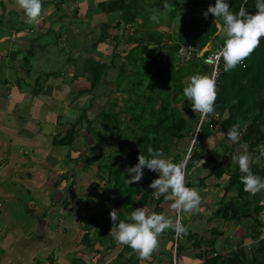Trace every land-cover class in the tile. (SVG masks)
I'll return each instance as SVG.
<instances>
[{
    "label": "trees",
    "instance_id": "1",
    "mask_svg": "<svg viewBox=\"0 0 264 264\" xmlns=\"http://www.w3.org/2000/svg\"><path fill=\"white\" fill-rule=\"evenodd\" d=\"M215 2L216 0L101 2V10L108 13L109 19L101 24L99 41L104 42L109 36L110 29L117 28L118 34L113 36L117 43L107 62L86 56L85 73L90 88L80 92L94 91L109 77V84L113 85L112 92L118 96L104 99L110 109L103 108L98 121L90 118L88 110L84 109L83 113L76 120L69 122L68 128L56 134L52 141L56 146L72 147L82 129L80 127L83 119L86 121L87 131L91 136L85 133V137L91 140L87 141L88 149L85 154L78 155L74 160L76 165L82 164L81 161L85 162L86 168L96 171L97 176L106 179L108 183L103 190L95 184V190L90 195L97 196L101 191L102 195L106 194L109 199L121 201L127 209L154 206L153 211L163 212V203L166 199L163 195L158 200L154 199L153 189L150 188L151 182L159 176V173L145 167L142 179L129 185L125 182L131 175L127 169L138 163L141 153L148 155V147L163 149L165 157H169L172 146L177 148L182 140L193 136L200 116L192 108L191 102L183 96V88L186 85L184 79L195 73L211 76V73L208 74L211 67L205 62V57L223 43L222 20H216L213 14L205 17L204 12ZM166 3L168 8L165 10ZM229 4L234 12H238L241 5L251 13L257 11L256 0H229ZM154 13L158 16L156 21L150 18ZM158 26H167L168 29L160 30ZM120 43L131 46L121 50ZM188 43L193 45L194 50L190 59L183 60L179 49ZM203 50V54L200 55ZM29 55L30 52L24 56L26 65L29 63ZM220 67L221 71L216 82L215 111L209 114L210 122L206 136L202 135L203 128L199 135L198 147L188 160L186 184L189 185L191 168L206 155L207 159L210 157L214 163L208 175L199 178V185L201 183L203 185L209 176L222 179L230 172L228 183L223 189L226 193L219 201L215 215L224 223L232 221L241 224L245 233L239 238L238 234L232 231L239 243L228 254L214 248L217 238L226 233L217 226L211 228L212 236L206 237L197 232H190L186 238L193 250L202 249L198 257L204 259V264H264V236H262L264 197L258 192L255 195L246 192L240 180L242 174L238 165L233 164L229 169V164L217 161L215 153H210L212 146L206 148L201 141L202 136L205 138L215 136L217 129H211V124L218 127L217 131L222 132H227L233 125H239L242 132L241 140L237 143L231 142L229 146L233 148L231 155L240 153L238 148L236 149V144L246 146L251 157L252 171L264 178V155H261L258 149L259 145L264 144V37L237 67L231 71H224L223 60ZM106 70L112 71L113 74L107 76ZM78 76L79 74L74 75L76 78ZM120 96L125 97L124 102H121ZM216 113L220 114L219 120L214 118ZM136 130H144L145 133L139 135ZM138 135L140 140L133 145L132 142ZM105 137L114 140L107 146L110 148L109 152L105 148L103 149L105 154L98 155L107 161L102 163L101 158L99 163L95 164L89 149L97 146L96 143L102 142ZM101 148L104 146L102 145ZM71 154L72 151L69 155L73 159ZM258 157L261 158L256 161ZM170 158L177 163L183 160L179 153L171 155ZM95 165L97 170L94 169ZM230 191H236V194L228 198L226 194ZM91 199L93 198H89V201ZM120 218L128 219L126 214H121ZM90 220L93 221V218ZM107 231L111 241L112 236L110 231ZM172 231L174 233V229ZM95 237L91 236L90 231L84 236L89 245L93 246L99 242L105 249L107 241L102 240L103 236L101 241L99 237ZM245 237L252 238L256 243L251 248L247 247L243 241ZM181 245L179 243L177 247V256Z\"/></svg>",
    "mask_w": 264,
    "mask_h": 264
},
{
    "label": "crops",
    "instance_id": "2",
    "mask_svg": "<svg viewBox=\"0 0 264 264\" xmlns=\"http://www.w3.org/2000/svg\"><path fill=\"white\" fill-rule=\"evenodd\" d=\"M103 1L105 0H42V8L45 6L47 9L42 22L50 26L47 31H43L38 28L39 24L37 26L25 22L24 12L19 8L17 0H0V264H109L108 261H112L111 264H173L176 257L177 264H204V259L198 257L202 249L195 251L191 248L186 238L188 233L197 232L209 237L213 232L211 228L219 227L226 233L217 238L214 248L224 254H228L239 243L232 231L234 230L239 238L245 233L241 224L232 221L224 223L215 215L219 201L226 193L223 189L228 183V174L231 173L228 172L222 179L209 176L203 185L201 182L199 185V178L207 176L214 163L210 157L207 159L206 155L191 168L189 174V180H194V185L191 186L189 183L188 186L200 192L202 201L199 211L192 219L183 213L184 224L188 231L183 235L182 240L178 241V245L184 244L183 248L187 251V256L182 262L181 256L185 251L181 255L178 253L177 256L174 243L173 248H171L172 244H165L166 241L169 242L168 238L173 229H166L160 234L159 244L161 245L158 244L157 249L148 258H141L129 246L117 244L113 237L106 243L105 249L99 242L93 246L87 245L84 236L90 228L84 221L85 215L81 216V214L88 207L94 210L90 225L94 227L93 222L97 221L99 222V224L95 223L97 229H106L110 232L114 226L110 216L113 208L118 211L119 216L126 214V217H129L133 211L127 209L121 201L112 199L111 203L102 205V192L97 196L90 195L96 187L97 181L94 177L96 171L89 169L85 177L80 178L78 175V180L75 179V169L79 165H76L74 159L80 154H85L88 149L87 141L91 140V138L86 139V132H81L85 131L84 128L80 130L79 136L69 151L61 152L58 150L61 147L52 143L55 135L64 132L70 125L69 122L76 120L84 109L94 114V110L99 107L98 103H101L98 102L99 99L94 98L93 91L80 92L84 88H90V82L85 73L86 67H81L77 59L81 57L86 59V56H90L107 62L111 58L112 51L111 54L102 58L100 56L103 53L99 51L101 46L108 48L110 43H114L113 36H108L104 42L99 41L101 24L109 19L108 13L101 10ZM55 24L59 25L57 30H53ZM79 24L83 26L82 31L80 34L73 33L70 26ZM77 28L80 27L77 26ZM112 30L118 34L117 28ZM82 33L86 37L95 34L93 42L82 44L80 39H76L82 36ZM51 35L53 40H48V36ZM75 42L78 44H74ZM54 43L57 46L62 44L63 47L71 48L66 53L68 56L66 59L64 55L56 57L48 54L56 47ZM79 47H83L81 51L83 54L77 53V56L76 49ZM28 52H30L29 66L32 65L31 59L39 60L40 65L51 64L48 69H45V73H42V80L38 74L33 75V73L27 74L21 79L22 82L19 79L20 75L25 74L24 69L28 66L24 61V56ZM52 60L55 62L49 63ZM61 63H67L66 67ZM75 74H79L77 79H74ZM59 101L64 103L61 104ZM94 101L95 104H93ZM42 123H49V128L44 129ZM48 130L51 131L48 132ZM223 133L221 138L207 137L214 142L210 153H215L217 161H220L218 158L220 152L230 154L233 149L229 147L231 142L227 138V132ZM49 143L52 146L48 145ZM184 145H186L185 142ZM220 146H224V149L221 150ZM17 149H22L23 154H19ZM236 149L239 152H247L244 145L236 144ZM71 151L73 159L69 155ZM31 152L34 155L30 156ZM225 158L229 159L222 157L220 162L229 164L230 169L234 163L231 158L225 162ZM63 164L74 169L71 176L68 172L70 169L63 174L60 172L64 177L63 181L69 182L68 188H71L69 190L67 188V195L63 200L64 202L71 199V205L68 208L62 207V201H54L50 194L51 191L55 192L52 188L57 189L56 187H60L59 190L63 192L62 182L56 180V187H51L46 179L51 169L52 171L59 169L58 166L61 167ZM31 165L40 166V170L48 166L50 172L45 171L46 177L35 176L36 172H40L33 170ZM25 167L31 171L21 170ZM96 167L95 165V170H97ZM77 181L83 186L82 188L75 187ZM204 193L213 194V198L211 196L212 199L204 201ZM25 194L28 195L27 199L23 198ZM235 194L236 191H230L226 195L229 198ZM80 195L85 196V199H80ZM89 198L93 199L89 201ZM17 202H20V211L14 209V204ZM171 202L166 200L163 203V213L174 221L175 214L171 208ZM153 207L150 206L149 211H153ZM20 212L28 218L27 225L23 223ZM51 213H57V215L52 217ZM262 216L264 217V212ZM92 232L95 233V231ZM249 239V237L243 238L247 247L256 243L255 240L249 241ZM165 245L167 247L163 250ZM109 254L111 258L106 259Z\"/></svg>",
    "mask_w": 264,
    "mask_h": 264
},
{
    "label": "clouds",
    "instance_id": "3",
    "mask_svg": "<svg viewBox=\"0 0 264 264\" xmlns=\"http://www.w3.org/2000/svg\"><path fill=\"white\" fill-rule=\"evenodd\" d=\"M17 4L24 12L26 23L40 22L42 0H17ZM164 7L166 10L168 4L166 3ZM255 7L257 8L255 13L249 12L244 5H241L238 12H234L230 9L229 0H216L204 12L205 17L213 14L216 20H222L223 46L215 58L217 61L222 58L224 71H231L241 64L264 37V0H256ZM150 18L156 21L158 16L154 13ZM183 96L199 114L201 124L207 116L210 122L209 114L214 113L217 98L216 73L213 72L211 76L201 73L191 75L183 88ZM215 128L217 129L216 126L211 129ZM226 134L229 142L237 143L241 140L242 132L239 125H233ZM258 149L260 154L264 155V144L259 145ZM147 153L148 155L141 153L138 163L128 167L127 172L131 175L125 182L131 185L140 181L144 176L145 167L158 172L159 176L150 184V188L153 189L152 197L158 200L163 195L166 200L172 201L171 208L177 212V217L173 221L165 213L149 211L143 206L135 208L128 219H120L118 211L115 208L111 210L110 216L114 225L110 232L111 236L117 244L131 247L141 258L151 256L158 247L160 234L166 229H174L178 236L187 234L188 229L182 223L180 214L199 211L202 201L200 192L186 184L187 158L178 163L173 162L170 157H165L163 149L151 146L147 148ZM231 161L239 167L242 174L240 180L246 192L255 195L264 190V178L252 171L247 152L233 154ZM103 180L107 187L106 179ZM103 189L101 187V190Z\"/></svg>",
    "mask_w": 264,
    "mask_h": 264
},
{
    "label": "rangeland",
    "instance_id": "4",
    "mask_svg": "<svg viewBox=\"0 0 264 264\" xmlns=\"http://www.w3.org/2000/svg\"><path fill=\"white\" fill-rule=\"evenodd\" d=\"M51 9H54V8H51ZM46 14H47V9H46V7L44 6L43 8H42V16H41V19H40V22L39 23H36V25L37 24H39V27L38 28H40L41 30H45V31H47L48 29H49V27L50 26H46V25H44L43 24V22H42V20L44 19V17L46 16ZM38 26V25H37ZM44 26V27H43ZM77 26H79L80 28H77ZM71 25L70 27H71V29L73 30V33H75V34H80V32L82 31V29H83V26H82V24H79V25ZM58 27H59V25L58 24H55L54 25V29L53 30H57L58 29ZM158 29H160V30H167L168 28H167V26H158L157 27ZM37 30H39V29H37ZM52 30V31H53ZM85 33V32H84ZM222 33V32H221ZM114 35H117V32L116 31H114V30H112V29H110V33H109V36L111 37V36H114ZM95 36V34H93V35H90V36H88V37H86L83 33H82V36H78L76 39H80L81 40V42H82V44L83 43H89V42H93V38H95L94 37ZM53 36L51 35V36H48V40L50 39V40H53V38H52ZM54 39H56V38H54ZM112 40V39H111ZM110 40V41H111ZM114 40V43H110L109 41V43L111 44L110 46H108V48H104V47H102L101 46V49H99V51H101V53H103V55L102 56H100L101 58L102 57H105V55H109V54H111V51L113 52V50H114V46L116 45V43H117V40L116 39H113ZM52 43V42H51ZM55 44V43H54ZM74 44H78V42H75ZM56 45V44H55ZM106 46H107V44H105ZM112 45H114L113 47H112ZM131 45H129V44H127V43H120L119 44V48L122 50V49H124V48H129ZM16 48V47H15ZM97 48V50H98V47H96ZM95 48V49H96ZM69 50H71V48L69 47V46H62V44H59V46H57L56 45V47L54 48V49H51L50 50V52L48 53V54H50L51 56H56V57H62L63 55H64V59H66L68 56H67V54L66 53H68L69 52ZM81 51H83V47H79V49H76V54L77 53H81V54H83ZM74 52V51H73ZM66 54V55H65ZM74 54H75V52H74ZM77 56H78V54H77ZM31 57V56H30ZM55 61H50L49 63H54ZM77 62H78V64L81 66V67H86V59L84 58V57H81V58H78L77 59ZM31 63H32V65L31 66H27L26 67V69H24V73L25 74H23V75H20V77H19V79L21 80V79H23V78H25L26 76H27V74H31L32 75V73H33V75H40V78H41V74L42 73H45V69H48L49 67H50V65L51 64H39V60H33V59H31ZM57 64H60V63H57ZM64 67H66V65H67V63H61ZM61 65V66H62ZM62 66V67H63ZM46 67V68H45ZM69 69V68H68ZM30 71V72H29ZM106 73H107V70H106ZM111 73H113V72H110V71H108V73H107V76H110L111 75ZM210 73V70L208 71V74ZM110 74V75H109ZM30 76V75H29ZM79 77V76H78ZM77 77V78H78ZM190 77L191 76H187L185 79H184V82L186 83L189 79H190ZM76 77L74 78V79H77ZM43 79V76H42V78H41V80ZM40 80V81H41ZM21 82H22V80H21ZM112 86L113 85H111V84H109V77H107L104 81H103V83H102V85L101 86H99L98 88H96L93 92H94V98H96V99H99L98 100V102H101V103H98V105H99V107H98V109H96V110H94L95 111V113L94 114H90V112H88V114H89V116L91 117V118H94V120L95 121H98V119H99V114H100V111L102 112L104 109L105 110H109L110 109V107H108V104L107 103H105V98L106 97H110V98H113V97H115V96H118L116 93L114 94L113 92H112V90H113V88H112ZM84 87H86L85 85H84ZM84 89H88V88H84ZM110 90H111V93H110ZM120 98H121V102H124V96H120ZM101 100V101H100ZM58 102V101H57ZM61 104H63L64 102H62V101H59ZM93 104H95V101L93 102ZM56 105V104H55ZM105 106V107H104ZM55 107V109H56V106H54ZM100 107H101V109H100ZM94 108V107H93ZM104 108V109H103ZM72 121V120H71ZM27 123V122H26ZM61 122H59V124H60ZM67 128V127H66ZM80 128H84V130L85 131H81V132H86V134L88 133V135L89 136H91V134L87 131V123H86V121L83 119V121H82V126L80 127ZM203 128H204V132H203V136H206V132H207V130H208V122H206L204 125H203ZM216 129V128H215ZM218 130V129H217ZM217 130H215V136H217V137H219V138H221V137H223V135H224V133L222 132L221 133V131H217ZM137 132H138V134L140 135V133H145V131L144 130H136ZM194 134V133H193ZM205 134V135H204ZM139 135L138 136H135V139H134V141L132 142V144L133 145H135L138 141L137 140H140L139 139ZM78 136H79V134H78ZM201 137V141L202 142H204L203 144H205V147L206 148H210V145L212 146V144L214 143V142H212V141H210L208 138H205V137ZM204 138H205V140H204ZM87 139V138H86ZM190 139L191 138H187V139H184V140H182V142H181V144H179V146H178V148H176V147H173L172 146V148H171V151H172V153H171V155H175V154H181V157H185V155H186V153H187V150H188V147H189V142H190ZM216 140V139H215ZM114 140H113V138H108V137H105L103 140H102V142H97L96 144H97V146H94L92 149L90 148L89 149V154L92 156V158H93V160L96 162L95 164H98L99 163V161H100V159H101V162L103 163V162H106L107 160L104 158V157H99L98 155L99 154H105V152L103 151V149H105V148H107V146L108 145H111V142H113ZM142 141H144V140H142ZM136 142V143H135ZM184 142L186 143V145H184ZM188 142V143H187ZM48 145H50V143L48 144ZM104 146V148H101V146ZM50 146H52V145H50ZM116 146H117V144H116ZM59 147V146H58ZM61 147V149H58V150H60L61 152H63L64 150L65 151H69V149H70V147L69 146H60ZM59 147V148H60ZM220 147H222L221 148V150H223L224 149V146H220ZM14 149H15V147H13ZM239 148H241L240 146H239ZM184 149V150H183ZM196 149H197V147H196ZM195 149V150H196ZM201 149V148H200ZM229 149V148H228ZM245 149H247L246 148V146H245ZM18 151H19V154H23V151H22V149H17ZM109 150H110V148H107V152H109ZM246 151V150H245ZM17 152V151H16ZM248 152V151H247ZM32 155H34V153L33 152H31L30 153V156H32ZM164 155H165V153H164ZM171 155L169 156V157H171ZM249 155V154H248ZM38 156V155H37ZM231 153L230 154H227V153H223V152H220L219 154H218V158L220 159V161H221V159H222V157H228L229 159L231 158ZM39 157V156H38ZM95 158V159H94ZM260 158L261 157H258L257 159H256V161H258V160H260ZM229 159H224V161L225 162H228L229 161ZM250 159H251V157H250ZM41 161H42V159H41ZM44 162V161H43ZM80 163H82L84 166H85V162H83V161H81ZM82 164H80L75 170H76V174H75V179L76 180H78V175H79V177L81 178V177H85L87 174H88V170H89V168H86V166L84 167ZM225 164H227V163H225ZM87 165V164H86ZM48 167V166H47ZM47 167H43V170H40V166L38 167L37 165H31V168L33 169V170H36V171H39L40 173H35V176H40L41 175V178H42V176L44 177H46V173H45V171L46 170H48L49 172H50V169H48ZM55 167V166H54ZM58 168L59 169H55V170H53L52 171V169H51V172H50V174H48L47 175V180H48V182H47V184H49V186H51V187H56V185H55V183H56V180L57 181H60V182H62V184H63V192L62 191H60L59 189H60V187H56L57 189H55V188H52L53 189V191H55L54 193H52V191H51V196H53V198H54V201H56V202H59V201H62L63 202V200H64V196H66L67 195V193H66V191H67V188H68V185H69V182H65V181H63V178L64 177H62V175H61V173L60 172H62V174H63V172L64 171H67L68 169H70L68 172H69V176H71V174L74 172V169H71V167L69 168V166L67 165V164H63L61 167L60 166H58ZM73 168V167H72ZM22 169H24V170H29L27 167H25V168H21V170ZM29 171H31V170H29ZM206 174V173H205ZM94 177H95V179H96V181H97V183L96 184H98L99 186H102V188H105L106 187V185H105V183H104V180H103V178H100L99 176H97V174L96 173H94ZM43 180V179H42ZM188 181H189V179H188ZM99 182V183H98ZM189 183H191V186H193L194 185V180H190L189 181ZM75 187H77V188H82L83 186L82 185H80V182H76V186ZM69 189H71V188H68V190ZM48 191H50V190H48ZM60 192V193H59ZM259 194H261V196H263L264 197V190H261V191H259L258 192ZM105 196H107L106 194H105ZM105 196L103 195V200H102V202H101V204L102 205H105L106 203H111V199H107V198H105ZM211 196H212V198H213V194H206V193H204L203 194V200L204 201H206L207 199H209V198H211ZM23 198H25V199H27L28 198V195H23ZM85 199V196H82V195H80V199ZM211 198V199H212ZM99 199V198H98ZM100 201H101V199H99ZM212 202H214V200H212ZM20 202H17V203H15L14 204V209H16V211H20L19 210V207H21V205L19 204ZM78 203V202H77ZM82 203H84V202H82ZM79 204V203H78ZM70 205H71V199H67V200H65L63 203H62V207H70ZM80 205V204H79ZM83 208H84V206H83ZM91 207H88V209H86V210H84V212H82V214H81V216H84L85 215V217H84V221H85V223L87 224V227H89V224L91 223V217H92V215L94 214V210L91 208ZM59 210V209H58ZM22 212L24 213V211L22 210ZM79 212V211H78ZM197 212V211H196ZM196 212H193V213H185V216L186 217H189V218H193L194 217V215L196 214ZM21 213V212H20ZM23 213H21V214H19L20 216H21V218H22V221H23V223L24 224H28V218L26 217V215L25 214H23ZM84 214V215H83ZM50 215H52V217H55V215H57V213H51ZM94 223V227H89L90 228V234H91V236H93V237H95V236H97V237H99V241H101V237H102V240H104L105 242L107 241V242H109V236L107 235V230L106 229H97V226H95V223H97V224H99V222H97V221H94L93 222ZM96 228V229H95ZM92 231H95V233L94 232H92ZM233 233H234V230H233ZM172 234H173V231H171L170 232V236H169V238H168V240H169V242L168 241H166V243L165 244H172L173 242H174V240H173V238H172ZM264 235V234H263ZM97 237H95V238H97ZM248 238V237H247ZM252 240V238H250L249 239V241H251ZM249 241H247V242H249ZM103 242V241H102ZM87 245H89V243H87ZM159 245H161V244H159ZM163 245V244H162ZM229 247H231V245H228ZM252 247V244L251 245H249V247ZM166 245L165 246H163V250H165L166 249ZM184 247V244H182L181 246H180V250H179V253H180V255L185 251V249L183 248ZM186 252L187 251H185L183 254H182V256H181V262H182V260L184 259V257L185 256H187V254H186ZM136 253V252H135ZM111 256V254H109L108 255V257L106 258V259H109V258H111L110 257ZM109 262V264H111V262L112 261H108ZM113 264V263H112ZM127 264V263H126Z\"/></svg>",
    "mask_w": 264,
    "mask_h": 264
},
{
    "label": "built area",
    "instance_id": "5",
    "mask_svg": "<svg viewBox=\"0 0 264 264\" xmlns=\"http://www.w3.org/2000/svg\"><path fill=\"white\" fill-rule=\"evenodd\" d=\"M222 46H223V43L220 44V45L216 48L215 51L211 52L210 54H208V55L205 57V62L211 67V71H210V73H211V74H212L213 72L216 73V82H217V79H218L219 74H220V71H221V67H220V65H221L222 58H221L219 61H217L216 58H215V56H216V53L219 52V50L221 49ZM182 50H183V51H182ZM193 50H194V47H193V45L190 44V43L185 44V45H182V46L180 47V49H179V53H180L181 58H182L183 60H188V59H190V57H191V55H192V53H193ZM203 52H204V50L200 53V55L203 54ZM209 61H210V62H209ZM219 117H220V115H219L218 113H216V114L214 115V118H216V119H218ZM200 119H201V118H200ZM204 122H209V118H208V116L204 118L202 124H204ZM202 124H201L200 121H199V123H198V125H197V127H196V130H195V132H194V134H193V136H192V138H191V140H190V142H189V147H188V150H187V153H186L184 159L187 158V159L189 160V159L192 157V154H193V152L195 151L196 147H198V143L200 142V137H199V135H200V133H201V131H202V129H203V125H202ZM210 127L213 128L214 126L211 124ZM171 203H172V202H171ZM172 210L174 211L175 219H176V217H177V212H176L174 209H172ZM180 215L182 216V223L184 224V215H183V213H181ZM175 219H174V221H175ZM182 237H183V235H179V236H178V235L175 233V231H174V233H173V239H174V251H175V252H176V250H177L178 241H180ZM174 264H177V260H176V258L174 259Z\"/></svg>",
    "mask_w": 264,
    "mask_h": 264
},
{
    "label": "water",
    "instance_id": "6",
    "mask_svg": "<svg viewBox=\"0 0 264 264\" xmlns=\"http://www.w3.org/2000/svg\"><path fill=\"white\" fill-rule=\"evenodd\" d=\"M48 125H50L49 123H47V124H45V123H42V126H43V128L44 129H47V128H49V126ZM53 129H55V127L53 128ZM53 129H51V130H53ZM51 130H48V132L49 131H51Z\"/></svg>",
    "mask_w": 264,
    "mask_h": 264
}]
</instances>
